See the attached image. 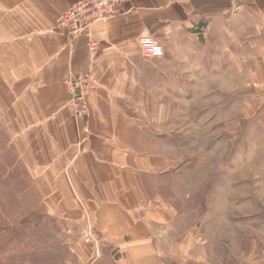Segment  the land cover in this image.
Segmentation results:
<instances>
[{"label": "crops", "instance_id": "1", "mask_svg": "<svg viewBox=\"0 0 264 264\" xmlns=\"http://www.w3.org/2000/svg\"><path fill=\"white\" fill-rule=\"evenodd\" d=\"M80 1L0 0V124L15 127L10 140L29 174L30 203L47 231L80 236L75 245H59L80 264H207L178 201L182 145L152 132L150 124L167 117H143L135 96L143 89L136 44L155 38L177 69L172 50L185 33L198 41L221 32L229 46L231 28L254 29L262 35L250 41L263 44L264 0H130L117 16L92 25L96 52L88 38L71 43L57 29ZM85 73L96 87L89 115L76 118L68 85ZM82 206L95 222L98 257L82 239Z\"/></svg>", "mask_w": 264, "mask_h": 264}, {"label": "rangeland", "instance_id": "2", "mask_svg": "<svg viewBox=\"0 0 264 264\" xmlns=\"http://www.w3.org/2000/svg\"><path fill=\"white\" fill-rule=\"evenodd\" d=\"M188 35L172 50L179 69L165 47L162 59H145L138 41L134 67L143 89L135 96L143 117H167L150 124L152 132L182 145L177 155L185 166L175 185L203 260L264 264V42L250 41L262 32L233 27L229 46L221 32L209 40ZM91 84L96 87L94 77ZM68 108L86 117L70 105V95ZM14 129L0 124V264H80L77 253L60 248L80 236L47 231L44 215L30 203L29 174L10 140Z\"/></svg>", "mask_w": 264, "mask_h": 264}, {"label": "built area", "instance_id": "3", "mask_svg": "<svg viewBox=\"0 0 264 264\" xmlns=\"http://www.w3.org/2000/svg\"><path fill=\"white\" fill-rule=\"evenodd\" d=\"M130 0H82L67 11L57 21V27L63 31L67 40L71 43L80 37L88 38V46L92 52L99 50L100 44L91 39V27L93 24L109 20L117 16L120 7ZM142 55L147 60L162 59L165 56L164 46L151 36H143L139 39ZM93 74L78 75L69 83L70 105L76 109L79 116L89 114L88 97L92 90ZM85 225L82 232L85 244L94 247L96 257L100 256V238L97 236L95 222L84 206Z\"/></svg>", "mask_w": 264, "mask_h": 264}]
</instances>
